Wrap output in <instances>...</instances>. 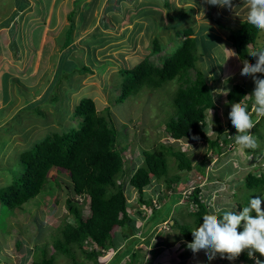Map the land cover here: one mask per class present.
Segmentation results:
<instances>
[{"label":"rangeland","instance_id":"rangeland-1","mask_svg":"<svg viewBox=\"0 0 264 264\" xmlns=\"http://www.w3.org/2000/svg\"><path fill=\"white\" fill-rule=\"evenodd\" d=\"M24 1L0 0V70L7 64L10 73L6 82L5 74L0 78V142L5 143L0 150V189L12 185L21 175L23 171L21 153L29 150L28 148L32 149L34 147L32 144L36 140L48 136L51 131L69 126L81 100L91 98L101 115H106L105 111L109 109L114 125L121 134L119 148L125 149L123 156L127 173L119 183L123 184L133 220L129 226L136 238H139L136 241L127 240L121 228H116L113 232L115 251L102 252L98 261L101 264H113L119 250L134 244L139 264H256L254 259L249 258L247 251L236 260H228L217 255L215 259L209 261L204 250L193 253L187 248L188 242L184 240L180 229L169 227L172 221L170 224L158 226L155 224L170 214L171 218L175 217L180 224H187L192 230L196 229L198 226L194 225V219L189 216L190 212L196 210L190 201L191 193L196 186H201L205 189L203 192L210 195L207 199L210 212L214 208L229 210L226 205L218 207L229 201L240 203L243 207L247 206L245 195L248 191L252 194L254 190L246 188L243 193L237 190L239 195L234 198L232 193L235 185L232 181L244 178L243 173L258 172L259 167L264 172V141L257 146L259 152L251 156L231 142L230 146H227V152L225 150L226 153L218 157L205 139L175 141L170 138L166 123L174 111L172 98L182 85V81L171 82L160 89L144 88L124 103L117 102L120 95L117 86L121 81L119 72L123 67L133 68L146 57L160 64L161 58L171 54L176 45L174 37L176 29L172 27L177 26V30L192 28L194 36L199 39L200 48L197 53L200 59L197 62V70H192L191 74L195 75L196 71H202L213 88L216 110L207 112L209 125L205 132L209 139L215 140L217 137L213 130L215 116L218 115L222 125L227 128L231 111L227 95L219 94L217 90L229 91L235 83L245 85L249 88L250 94L255 88L251 75L240 74L243 62L227 41L228 31L219 26L220 22L226 27L238 28L242 22L247 21L244 0H233L232 9L210 5L205 0H169L170 5V1H173V6L169 8L172 17L185 14V11L188 13L185 17L173 20L162 21L155 17L156 28L153 26V19L145 16V8L151 0H133L134 2L130 4L127 2L126 14L112 11L106 13L110 1L98 0L92 12L86 13L88 25L85 29L82 21L75 20L73 42L68 48H63V44L71 22L65 14L63 24L59 26L63 7L57 8L60 12L57 10L51 14L52 16L56 13L57 30L49 29L50 17L45 22L44 32H52V36L51 34L43 36L38 43H35L33 37L24 38L27 34L25 31L27 29L31 31L30 28L23 27L26 26L25 20L28 24H36L39 23L38 20H43L38 17L37 0H26L28 7L21 10L25 7ZM90 4V0H83L80 9L83 6L85 12ZM202 11L204 15L201 14ZM22 14L23 18L20 19ZM116 19L121 22L115 23ZM79 28L81 33L78 35ZM212 35L217 37V41ZM154 38H157L165 49L161 56L151 53V42ZM181 39H184L183 35ZM259 46L264 47V32L261 33ZM71 47L75 49L72 50ZM67 62L80 69L87 67L89 71L77 70L69 82L61 78L67 69ZM56 97L59 100L54 102ZM36 108L43 112L41 117L34 113ZM17 117L22 121L20 125L18 123L14 125L16 123L13 120ZM73 121V125L76 126L81 119ZM254 121H257V118L254 117ZM12 124L14 131L4 132V129ZM260 133L264 134L263 127ZM160 145L188 153L194 168L202 164L205 157L211 158V163L206 168L203 182L199 183L197 180L201 176L196 169L191 173H181L175 160L168 157L169 171L166 179H173L175 176L182 179L190 178L192 180L187 182L189 187L182 183L174 185L177 191L182 192V197H179L177 194H170L166 179L153 180L152 185L144 190V200H152L153 205L144 206L139 202L138 192L129 184L130 176L139 167L145 166L144 151L158 152ZM231 146L233 149L236 148L235 152L231 151L233 150ZM250 163H254L252 167L249 166ZM57 183L61 187H58ZM240 185L244 186V182ZM214 186L217 188L214 189ZM68 199L72 201L73 206L79 208L84 218L90 216L89 198L77 197L72 191L66 173L53 169L49 174L47 188L20 212L11 215L13 220L11 229H6L7 226L4 225V228L0 227V264H33L36 260L41 261L45 247L48 257V253L54 255L55 251L52 248L54 232L64 227L68 221L73 222ZM1 209L3 210V207ZM231 210L237 211L236 208ZM3 212L5 213V209ZM239 230L243 231V228ZM16 239H21L19 248L16 246ZM127 250H124L122 255ZM73 251L79 263L92 264L79 248L74 247ZM255 256L264 261V256L258 252ZM128 259L129 256L116 264H126ZM246 259L252 260V263H248ZM54 264L75 263L69 257L56 254Z\"/></svg>","mask_w":264,"mask_h":264},{"label":"trees","instance_id":"trees-1","mask_svg":"<svg viewBox=\"0 0 264 264\" xmlns=\"http://www.w3.org/2000/svg\"><path fill=\"white\" fill-rule=\"evenodd\" d=\"M90 1L91 4L86 9V13L92 12L94 4L98 0ZM109 1L110 4L106 13L112 11V13L118 12L126 14L127 7L125 6L127 2L129 4L134 2L133 0ZM170 2L171 5L169 4V0H151V3L148 4L149 7L147 6L145 8V16L153 19L152 22L155 28V17H159L162 21L165 19L173 20L177 17H185V14L188 13L185 11V14L183 13L177 17H172L169 8L173 6V1ZM37 3L40 5V1ZM78 3L82 4L83 0H78ZM76 14L77 11L71 15V26L66 31V41L63 44V48H68L72 45L74 38L73 31L75 28L73 18ZM38 17H41L43 20L41 22L38 20L39 23L36 24H28L27 20H25L24 23L26 26H23L31 30L29 31L27 29L25 31L27 34L24 38L31 39L33 37L35 43L39 42L44 33L48 9L41 7L38 11ZM115 21V23L121 22L118 19ZM87 25L86 23L85 26ZM219 26L221 29L228 31L227 41L240 60L243 62V60L247 59L250 63L254 64L256 58L250 56V53L252 51L264 50V47L259 46V39L261 38L262 32L248 24L247 21L242 22L238 28L226 27L220 22ZM172 28L176 29L174 33L176 39L175 48L171 54L163 56L161 60L159 58L160 64H156L149 57H146L133 68L123 67L120 70L121 81L117 86L120 95L117 102L124 103L144 88L160 89L171 82L182 81V85L172 98L174 111L166 123V130L169 137L175 141L183 139L188 141L205 139L212 152L218 157H221L227 152L226 149L230 146V143H235L234 135H236V129L232 126L231 120L228 123V129L225 128L220 122L218 115H216L213 122V130L217 134V137L215 140L207 137L205 132L209 125L207 112L216 110V98L212 86L202 71L198 70L195 72V75L191 74L192 70H197V62L200 59L197 53L200 48L198 43L199 39L197 36H194V30L192 28L185 30H177V26H173ZM80 32L78 30V34ZM182 35L184 36L183 40L181 39ZM212 37L217 41L216 36L212 35ZM151 43L152 55L161 56L165 50L164 47L157 38H154ZM71 49L73 50L75 47H71ZM77 70L80 72L89 71L87 67L80 69L71 62H67V69L61 78H65L70 82ZM3 74H5L4 78L6 82L10 74L7 64L0 70V78L3 77ZM259 77L264 78V74H259ZM249 94V88L245 85L240 83L233 84L227 94L228 106L231 108L233 103L241 102L251 111L254 99L250 97L245 98ZM58 100V97H56L54 102ZM105 112L106 115L99 113L93 99L84 98L81 100L71 118L73 120L80 118L81 121L75 126L72 120L69 126H62L61 129L51 131L50 134H47L48 136L36 140L32 144V147L34 146L33 148L31 147L32 149L28 148L29 150L26 149L27 151L22 152L20 155V161L23 166L21 175L16 178L12 185L0 189V218H2L3 223L5 222V224L1 222L0 227L4 228L7 226L6 229H11L13 226L11 215L20 212L26 204L36 199L47 188L49 174L53 169L66 173L70 179L72 191L77 197L89 198L90 216L87 218H84L79 208L73 206L72 201L68 199L67 203L73 222L68 221L64 227L54 232L52 238V248L55 251L54 255L48 253V257L45 247L42 251V260H36L33 264H54L56 254L69 257L75 264H84L77 261L73 251L74 247L79 248L92 264H101L98 261V257L102 252L115 251L113 232L116 228H121L123 236L127 240L135 239L136 241V239H139L132 233V229L129 226V223H132L133 220L130 216L123 184L119 183V180L123 179L127 173L123 156L125 149L119 148L121 134L114 125L109 109L107 108ZM34 113L40 117L43 114L39 108H36ZM254 115L255 113L252 114L253 120L255 117L258 122L251 133L257 145H259L264 141V134L260 133L261 128H264V117ZM13 121L16 123L14 125H17V123L20 125L22 123L18 117L16 119L14 118ZM14 125L12 124L6 127L4 132L11 133L14 131ZM224 134L227 136L225 140L222 139ZM4 146L5 143L0 142V150ZM235 150L236 148L231 151L235 152ZM243 151L248 156H251L259 152V148L244 149ZM144 156L145 166L139 167L131 174L129 184L138 192L140 197L139 202L149 207L153 205L152 200H144V190L152 185L153 180L160 181L166 179L169 171L168 157L175 160L177 169L181 173H191L196 169V172L201 176L197 180L199 183L203 182L206 176V168L211 163V158L208 159L205 157L202 164L194 168L193 161L188 153L163 145H160V151L158 152L144 151ZM253 164L250 163L249 166L252 167ZM244 175V178L234 179L232 181L235 185L232 184L234 186L233 189H235L232 196L236 198L246 188L254 190L252 194L249 191L247 193L245 192L244 200L246 205H248L251 198L264 196V172L259 167L258 172H246L243 173ZM191 180L190 178L182 179L180 176H175L173 179H166L167 186L171 192L170 194H177L179 197H182V192L177 191L175 186L182 183L188 188L189 184L187 182ZM243 182L244 186L240 185ZM57 185L61 187L59 183ZM216 188L217 186H214V189ZM203 190L205 189L201 186H196L190 196V201L196 207V210L190 212L189 216L194 219L195 226H200L203 223V216L210 212L207 200L210 198V195L204 193ZM233 203L234 205H231ZM225 205L228 209L236 208L237 211L243 208L240 203L234 201H229L218 207ZM1 207H3V210L5 209V213ZM154 209L156 212L155 207ZM10 212L11 214H8ZM171 221L173 225H169L170 228H179L184 240L187 242L193 241L192 227H189L187 224H180L175 217L171 218L170 214L156 222L155 226L170 224ZM20 240L16 239V246L18 248L20 243H22ZM124 250L127 251L122 255ZM124 250H119L116 253L113 264L119 263L127 256H129V259L126 264H139L137 262L138 253L134 251V244L131 247L128 245ZM246 261L252 263V260L246 259Z\"/></svg>","mask_w":264,"mask_h":264},{"label":"clouds","instance_id":"clouds-1","mask_svg":"<svg viewBox=\"0 0 264 264\" xmlns=\"http://www.w3.org/2000/svg\"><path fill=\"white\" fill-rule=\"evenodd\" d=\"M205 2L233 8V0ZM243 4L247 8V23L264 32V0H244ZM201 14L204 15L203 11ZM250 56L255 57L256 62L253 64L247 59L243 60L240 74L251 75L255 83L253 92L245 96L246 99L254 98L251 111L241 102H236L231 105L229 113L231 124L236 129L235 144L241 151L255 149L258 146L251 135V130L258 122L253 120L252 114L264 117V78L257 76L264 74V50L252 51ZM217 92L222 95L228 94L227 89H219ZM241 227L243 231L239 230ZM192 235L194 239L187 243V248L193 253L204 250L209 261L215 259L217 255L228 260H236L247 251L249 258L254 259L256 264H264V261L255 256L257 252L264 256V196L251 198L249 204L239 211L214 208L203 216V223L192 230Z\"/></svg>","mask_w":264,"mask_h":264},{"label":"crops","instance_id":"crops-1","mask_svg":"<svg viewBox=\"0 0 264 264\" xmlns=\"http://www.w3.org/2000/svg\"><path fill=\"white\" fill-rule=\"evenodd\" d=\"M38 1H40V5L37 3V10L41 9V7L48 9L47 19L50 17V21H49V22H51V25L49 27L50 30L56 29V22H57L56 13L52 16H51V14H52V12H57V10L60 9L61 7H63V11H61L63 14H61V17H60L61 24L59 26H62L65 15L67 16L68 20L71 22V15L76 11H77V14L74 16L73 20L75 21L76 19H78V20L82 21V23H85V21H86V19H85V16H86L85 13L86 12H84V10L82 8L83 6H81L82 10L80 9V4L78 3V0H70L69 2H68V0H37V2ZM25 2H26V0L23 2L25 4V7H24V9H21V10H26L25 8L28 7V5ZM58 5H59V7H58ZM78 11H80V12L78 13ZM58 12H60V10H58ZM23 15L24 14H22L20 16V19L23 18ZM47 19H46V21H47ZM85 28H86V26L83 25V29H85ZM57 29H58V27H57ZM79 30H80V28H79ZM48 34H51V36H52V32H47V33L44 32L42 37L43 36L47 37ZM73 37H74V35H73ZM65 38H66V35H65Z\"/></svg>","mask_w":264,"mask_h":264},{"label":"water","instance_id":"water-1","mask_svg":"<svg viewBox=\"0 0 264 264\" xmlns=\"http://www.w3.org/2000/svg\"><path fill=\"white\" fill-rule=\"evenodd\" d=\"M226 138H227V136L224 134V135L222 136V139L225 140Z\"/></svg>","mask_w":264,"mask_h":264}]
</instances>
